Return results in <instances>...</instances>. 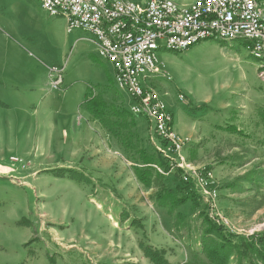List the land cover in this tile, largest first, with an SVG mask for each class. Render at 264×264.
<instances>
[{
  "label": "rangeland",
  "instance_id": "rangeland-1",
  "mask_svg": "<svg viewBox=\"0 0 264 264\" xmlns=\"http://www.w3.org/2000/svg\"><path fill=\"white\" fill-rule=\"evenodd\" d=\"M66 26L63 16H49L36 0H0V46L9 38L23 48L43 66L47 80L46 66H64V81L86 78L92 96L100 91L104 101H118L117 108L128 114L118 104L130 97L116 88L113 70L95 52L90 34L68 33ZM158 44L159 72L151 86L172 114L176 132L185 136L190 130L185 164L211 171L218 193L213 208L197 190L194 203L173 208L160 202L168 191L187 190L183 169L175 164L161 167L148 187L137 180V150L157 154L161 145L142 118V129L129 133L127 146L111 133L107 140L93 122L94 142L100 144L90 155L69 141L61 149L55 142L41 147L39 138L48 134L16 116L13 102H0V264H151L140 244L163 250L170 264H206L204 220L225 234L264 231V67L243 40L208 39L180 51ZM64 112L70 129L78 118Z\"/></svg>",
  "mask_w": 264,
  "mask_h": 264
},
{
  "label": "built area",
  "instance_id": "built-area-1",
  "mask_svg": "<svg viewBox=\"0 0 264 264\" xmlns=\"http://www.w3.org/2000/svg\"><path fill=\"white\" fill-rule=\"evenodd\" d=\"M36 1L49 16H63L68 33L79 29L90 34L95 52L113 70L116 88L131 99L127 110L149 123L162 145L157 147L162 158L183 169L182 181L190 182L208 206H214L218 193L211 171L191 170L185 164L183 151L190 138L176 132L172 114L151 86V76L159 72L158 41L180 51L208 39L243 40L249 55L264 67V0ZM46 69L50 88L58 90L64 66Z\"/></svg>",
  "mask_w": 264,
  "mask_h": 264
},
{
  "label": "crops",
  "instance_id": "crops-1",
  "mask_svg": "<svg viewBox=\"0 0 264 264\" xmlns=\"http://www.w3.org/2000/svg\"><path fill=\"white\" fill-rule=\"evenodd\" d=\"M15 32L18 33L17 29ZM3 41L4 45L0 46V89H3L0 92V102H3L7 107L10 106V102H13L16 116L26 117L29 125L37 127L34 131L48 134L39 138L41 147L44 143H48L50 146L51 143L55 142L56 148L61 149L65 145L64 142L69 141L77 150L88 151L90 155H93L94 144L97 149V144L100 143L94 142L95 128L92 125L93 122L98 121L92 118L85 106L83 107L88 94H94L87 91V86L90 84L88 80L86 78L72 79L68 82L63 80V87L61 86L58 90H52L43 66L36 63V60L31 58L32 55L27 54L23 48L9 44V38H4ZM12 43L15 44L16 42L12 41ZM38 45L36 49L39 53H42L45 49L41 43ZM18 49L24 53L25 61H20L22 54ZM106 85L108 84H104L102 88ZM98 95L103 96L100 91ZM71 96L73 99L70 101L69 98ZM66 100H68L67 106ZM130 101L131 99L126 104L130 103ZM105 102L108 106L110 103L119 110V107L116 106L118 101L110 98L109 103L107 100ZM26 104L28 105L26 106ZM118 105H122V102ZM28 106L30 109L26 110ZM80 109H82V112L76 113ZM64 110L70 111V114L76 111L75 117L78 118V121L77 123H71L70 129L67 128ZM142 123L140 117L129 114L125 117L127 128H125L124 132L127 134L135 130L139 132L143 127ZM99 127L108 140L110 138L108 129L102 125ZM173 127L178 131L175 123H173ZM187 128L193 129L191 123ZM189 133L190 130L185 136L191 140L192 137ZM184 154L188 161V156L185 152ZM165 165L170 166L168 161H165ZM138 166L140 165L138 164ZM151 166L161 168L155 164H151ZM156 167L154 168L156 169Z\"/></svg>",
  "mask_w": 264,
  "mask_h": 264
},
{
  "label": "trees",
  "instance_id": "trees-1",
  "mask_svg": "<svg viewBox=\"0 0 264 264\" xmlns=\"http://www.w3.org/2000/svg\"><path fill=\"white\" fill-rule=\"evenodd\" d=\"M84 104L92 118L108 129L120 143L126 144L125 146L132 143L130 135H124L121 132V128H127L125 117L131 114L130 112L127 114L117 110L111 104L108 106L99 95L92 96V94H89ZM129 104L122 103L123 109H128ZM260 120L264 126V114H260ZM230 128L232 127L230 126ZM137 151L138 160L142 166L135 165L133 168L134 174L140 183L148 187L153 183V177L159 176L155 168L153 173L151 164L165 168V160L159 156V153H148L144 148ZM184 184L187 190L168 191L158 197L162 199L160 202L163 205L168 202L173 208L187 202L194 203L196 196H198L196 189L193 188L192 184L191 186L190 184ZM203 223L201 253L205 255L206 264H264V231L261 234L251 236L232 235L223 233L220 226L209 220H204ZM140 248L151 263L170 264L164 257L163 250L143 244H140Z\"/></svg>",
  "mask_w": 264,
  "mask_h": 264
},
{
  "label": "bare ground",
  "instance_id": "bare-ground-1",
  "mask_svg": "<svg viewBox=\"0 0 264 264\" xmlns=\"http://www.w3.org/2000/svg\"><path fill=\"white\" fill-rule=\"evenodd\" d=\"M170 110V109H169Z\"/></svg>",
  "mask_w": 264,
  "mask_h": 264
}]
</instances>
